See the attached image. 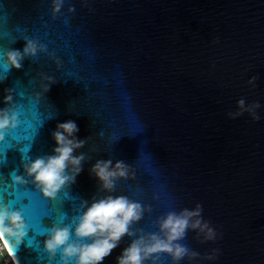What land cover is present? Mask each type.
<instances>
[{
  "label": "water",
  "instance_id": "water-1",
  "mask_svg": "<svg viewBox=\"0 0 264 264\" xmlns=\"http://www.w3.org/2000/svg\"><path fill=\"white\" fill-rule=\"evenodd\" d=\"M26 40L47 51L9 68L6 51L22 52ZM0 43V109L11 89L19 113L0 140V202L29 225L19 244L1 240L13 264H62L61 251L50 258L44 246L51 228L69 225L75 239L84 202L109 194L145 207L133 225L145 233L201 204L218 237L201 242L189 230L181 243L200 256L180 264H264V0H64L55 18L52 0H0ZM45 77L56 81L47 93ZM240 99L261 105L258 121L229 117ZM68 120L88 138L74 153L86 160L76 182L47 199L24 164L53 155L52 132ZM98 160L124 161L129 178L102 191L90 173ZM138 237L124 236L103 264H117ZM160 264L173 262L164 254Z\"/></svg>",
  "mask_w": 264,
  "mask_h": 264
},
{
  "label": "clouds",
  "instance_id": "clouds-1",
  "mask_svg": "<svg viewBox=\"0 0 264 264\" xmlns=\"http://www.w3.org/2000/svg\"><path fill=\"white\" fill-rule=\"evenodd\" d=\"M64 0H52L53 17L61 12ZM68 11L74 12V7ZM46 46L37 41L26 40L23 51H6V64L9 68L20 70L22 61L28 57H35L38 52H46ZM59 66V61H57ZM48 83L44 85V92L50 90V85L55 83L53 77H45ZM258 77L253 76L248 83L255 86ZM13 90H7L3 103L7 105L0 109V140L5 134L15 129L19 124V113L16 111ZM238 111L228 113L230 118L235 119L248 113L254 121L260 117L256 110L261 107L258 102L245 103L240 99L237 103ZM79 128L77 124L68 120L58 123L52 132V138L56 142L54 154L38 157L24 164V172L31 178V183L47 199L55 200L58 193L76 182V177L83 171V162L86 155H74L83 148L88 138L77 139ZM129 165L124 161H117L113 165L112 160H98L90 169L101 185V190L112 193L116 187V181L129 178ZM12 180L17 184H27L29 181L24 175H16ZM86 210L78 220L74 217L75 231L73 239L72 228L69 225L61 227L54 225L44 242L46 251L50 258H54L57 251H61L62 264H103V261L111 252L118 247L124 236L133 237L139 232V237L123 250L117 257V264H160L161 256L166 254L171 257L173 264H180L187 258L194 261L200 254L191 250L187 245L181 243L189 230L196 232L197 238H203L201 242L215 241L218 237L217 231L210 226V221L202 217V205L197 203L193 210L187 208L179 212L170 211L158 218V232L145 233L142 229L133 231V225L143 219L146 211L141 203L129 199L124 195L113 196L111 194L102 198H93L90 206L85 201L82 205ZM151 212V209H147ZM29 225L23 218L20 210H13L7 203L0 202V240L5 241L7 236L14 239L16 244L27 235ZM4 251L10 262L11 257L6 249ZM218 255V250L213 249L212 254L206 259L213 260Z\"/></svg>",
  "mask_w": 264,
  "mask_h": 264
},
{
  "label": "snow or ice",
  "instance_id": "snow-or-ice-1",
  "mask_svg": "<svg viewBox=\"0 0 264 264\" xmlns=\"http://www.w3.org/2000/svg\"><path fill=\"white\" fill-rule=\"evenodd\" d=\"M0 47H2V43H0ZM2 80V79H0ZM0 162H3V159H0ZM8 241L5 240V245L8 246ZM8 251H9V254H13L15 252V254L17 253V247L15 249H13L12 247H8ZM17 256V255H16Z\"/></svg>",
  "mask_w": 264,
  "mask_h": 264
},
{
  "label": "built area",
  "instance_id": "built-area-1",
  "mask_svg": "<svg viewBox=\"0 0 264 264\" xmlns=\"http://www.w3.org/2000/svg\"><path fill=\"white\" fill-rule=\"evenodd\" d=\"M4 248H5V246H4V244H3V242L0 240V253L1 252H4ZM5 260V259H4ZM6 264H8V262H9V259H6ZM4 263V262H3ZM2 263V264H3Z\"/></svg>",
  "mask_w": 264,
  "mask_h": 264
},
{
  "label": "trees",
  "instance_id": "trees-1",
  "mask_svg": "<svg viewBox=\"0 0 264 264\" xmlns=\"http://www.w3.org/2000/svg\"><path fill=\"white\" fill-rule=\"evenodd\" d=\"M4 255H5V256H2V254L0 253V264L3 263V259H4V257H7V254H6L5 251H4ZM10 264H12V263H10Z\"/></svg>",
  "mask_w": 264,
  "mask_h": 264
},
{
  "label": "rangeland",
  "instance_id": "rangeland-1",
  "mask_svg": "<svg viewBox=\"0 0 264 264\" xmlns=\"http://www.w3.org/2000/svg\"><path fill=\"white\" fill-rule=\"evenodd\" d=\"M1 254H2V256H5V255H4V252H1ZM4 259H5V260H4ZM4 259H3V262H4L3 264H6V262H7L6 259H8V258L4 257ZM10 263H11V262H10V260H9L8 264H10Z\"/></svg>",
  "mask_w": 264,
  "mask_h": 264
},
{
  "label": "bare ground",
  "instance_id": "bare-ground-1",
  "mask_svg": "<svg viewBox=\"0 0 264 264\" xmlns=\"http://www.w3.org/2000/svg\"><path fill=\"white\" fill-rule=\"evenodd\" d=\"M4 244V243H3ZM5 246V245H4ZM6 247V246H5Z\"/></svg>",
  "mask_w": 264,
  "mask_h": 264
}]
</instances>
